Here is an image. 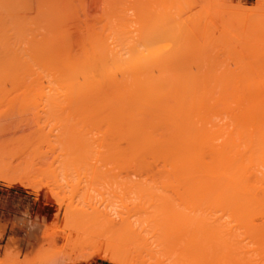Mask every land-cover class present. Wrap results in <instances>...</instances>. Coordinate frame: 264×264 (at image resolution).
Instances as JSON below:
<instances>
[{
	"label": "rangeland",
	"instance_id": "1",
	"mask_svg": "<svg viewBox=\"0 0 264 264\" xmlns=\"http://www.w3.org/2000/svg\"><path fill=\"white\" fill-rule=\"evenodd\" d=\"M204 223L264 264V0H0V264H189Z\"/></svg>",
	"mask_w": 264,
	"mask_h": 264
},
{
	"label": "bare ground",
	"instance_id": "2",
	"mask_svg": "<svg viewBox=\"0 0 264 264\" xmlns=\"http://www.w3.org/2000/svg\"><path fill=\"white\" fill-rule=\"evenodd\" d=\"M130 47H131V46H130ZM130 47H129V48H130ZM149 47H150V46H149ZM123 48H124V46H123ZM150 48H151V47H150ZM135 49H136V48H134V50H135ZM137 49H138V47H137ZM137 49H136L135 51H138V50L140 49V47H139L138 50H137ZM118 50H119V49H118ZM134 50H133V51H134ZM149 50L151 51V49H149ZM110 51H112V50H110ZM121 51H122V50H121ZM124 51H125V50H124ZM151 52H153V51H151ZM92 53H93V52H92ZM125 53H126V52H125ZM136 53H137V52H136ZM145 54H146V53H145ZM145 54H143V55H145ZM151 54H154V53H150L149 56L147 55V57H149L148 59H150V57H152V56L154 57V55H151ZM141 55H142V54H141ZM143 55H142V56H143ZM92 56H94V55H92ZM107 56H108V55H107ZM124 56H125V55H124ZM135 56H136V54H135ZM138 56H139V55H138ZM102 57H103V56H102ZM139 57H140V56H139ZM98 58H99V57H98ZM130 58H131V57H130ZM142 58H144V57H142ZM142 58L140 57V60H141ZM127 59H128V57H127ZM127 59H125L124 61H127ZM135 59H136V58H135ZM146 59H147V58H146ZM146 59H143V61H144V60H145L146 62H149V61H150V60L148 61V59H147V60H146ZM153 59H154V58H153ZM133 60H134V59H133ZM140 60H139V62H140ZM103 61H104V60H103ZM137 61H138V59L136 60V62H137ZM141 61H142V60H141ZM143 61H142V62H143ZM151 61H152V60H151ZM153 61H154V60H153ZM83 62H84V61H83ZM91 62H92V61H91ZM100 62H101V61H100ZM107 62H108V61H107ZM118 62H119V61H117V63H118ZM132 62H134V61H132ZM142 62H140V63L143 64V67H144V65H145L144 63H145V62H143V63H142ZM102 63H103V62H102ZM114 63H115V62H114ZM120 63H121V62H120ZM125 63H126V62H125ZM99 64H100V63H99ZM122 64H123V63H122ZM103 65H104V63H103ZM124 66H126V65H124ZM140 66H141V65H140ZM79 67H80V66H79ZM84 67H85V66H84ZM117 67H118V66H117ZM145 67H146V69H147V67H148L147 63H146V66H145ZM145 67H144V69H145ZM103 68H104V67H103ZM111 68H112V67H111ZM127 68H129V67H127ZM148 68H151V67L149 66ZM80 69H81V68H80ZM83 69H84V68H83ZM123 69H124V68H123ZM84 70H86V67H85ZM84 70H82V71L80 70V71H81V74H83V71H84ZM87 70H88V67H87ZM87 70H86V71H87ZM89 70H90V69H89ZM106 70H107V69H106ZM126 70H127V69H126ZM77 71H78V70H77ZM86 71H85V72H86ZM131 71H132V70H131ZM135 71H136V70H135ZM141 71H142V70H141ZM88 72H89V71H88ZM108 72H109V71H108ZM123 72H124V71H123ZM136 72H137V71H136ZM79 73H80V72H79ZM89 73H90V72H89ZM101 73H102V72H101ZM111 73H112V72H111ZM116 73H117V72H116ZM132 73H133V72H132ZM139 73H140V72H139ZM142 73H143V72H142ZM85 74H87V73H85ZM117 74H118V73H117ZM112 75H113V74H112ZM136 75H137V74H136ZM83 76H84V75H83ZM89 76H90V75H89ZM104 76H105V75H104ZM110 76H111V75H110ZM113 76H114V75H113ZM131 76H132V75H131ZM137 76L140 77L139 75H137ZM90 77H91V76H90ZM108 77H109V76H108ZM144 77H145V76H144ZM141 78H142V77H141ZM134 79H138V78L136 77V78H134ZM145 79H146V78H145ZM112 80L114 81V79H112ZM125 80H126V79H125ZM150 80H151V79H150ZM152 80H153V79H152ZM152 80H151V81H152ZM155 80H156V79H155ZM90 81H91V80H90ZM100 81H101V80H100ZM108 81H109V80H108ZM108 81H107V82H108ZM139 81L141 82V80H139ZM142 81H143V84H144V83H145L144 79H143ZM146 81H147V80H146ZM96 82H97V81H96ZM102 82H103V81H102ZM105 82H106V81H105ZM109 82H111V81H109ZM129 82H130V81H129ZM132 82H133V80H132ZM149 82H150V81H149ZM149 82H148V83H149ZM155 82H156V81H155ZM121 83H122V82L120 81V84H121ZM141 83H142V82H141ZM146 83H147V82H146ZM148 83H147V84H148ZM157 83H158V82H157ZM159 83H160V82H159ZM112 84H114V83H112ZM122 84H123V83H122ZM131 84H132V83H130V85H131ZM133 84L135 85V84H137V82L135 83V80H134V83H133ZM138 84H139V83H138ZM138 84H137V86H138ZM147 84H145V85L148 86ZM150 84H151V83H150ZM88 85H89V83H88ZM94 85H96V84H94ZM98 85H99V84H98ZM100 85L103 87L102 84H100ZM105 85L108 86V84H105ZM130 85H128V86H129V87L133 86V85H131V86H130ZM139 85H141V84H139ZM156 85H157V87H160V84H156ZM158 85H159V86H158ZM84 86H85V85H84ZM89 86H90V85H89ZM91 86H92V85H91ZM101 86H100V87H101ZM107 86H106V87H107ZM123 86H124V84H123ZM126 86H127V83H126ZM126 86H125V87H126ZM143 86H144V85H143ZM150 86H151V85H150ZM150 86H148V87L152 89L153 85H152L151 87H150ZM121 87H122V85H121ZM121 87H119V84H118V88H119V90H121L122 88L124 89V87H122V88H121ZM133 87H134V86H133ZM141 87H142V86H141ZM144 87H145V86H144ZM144 87H142V88H144ZM90 88H91V87H90ZM92 88H93V87H92ZM103 88H105V87H103ZM108 88H109V87H108ZM118 88H117V89H118ZM120 88H121V89H120ZM131 88H132V87H131ZM134 88H135V87H134ZM154 88H155V87H154ZM84 89H86V88H84ZM84 89L82 90V93H83ZM100 89H101V88H100ZM100 89H98V91H101ZM126 89H127V87H126ZM137 89L140 90L139 88H137ZM146 89H147V87L145 88L144 91H148V90H150V89H148V90H146ZM155 89H156V88H155ZM87 90H88V89H87ZM90 90H91V89H89V91H90ZM103 90H104V89H102V91H103ZM106 90H107V89H106ZM108 90H109V89H108ZM110 90H112V89H110ZM124 90H125V89H124ZM127 90H128V89H127ZM131 90H132V89H131ZM152 90H154V89H152ZM152 90H151V91H152ZM156 90H157V89H156ZM156 90H155V92H156ZM79 91H80V89H79ZM79 91H78V92H79ZM98 91H97V92H98ZM135 91H136V90H134L133 93H131V92H130V93H131V94H134ZM140 91H141V90H140ZM140 91H139V92H140ZM84 92H86V90H85ZM92 92H93V91H92ZM94 92H96V91H94ZM103 92H104V91H103ZM103 92H102V93H103ZM106 92H107V91H106ZM118 92H119V91H118ZM120 92H121V91H120ZM120 92H119V93H120ZM123 92H124V91H123ZM128 92H129V91H128ZM137 92H138V91H137ZM139 92H138V93H139ZM152 92H154V91H152ZM86 93H87V92H86ZM90 93H91V92H90ZM110 93H112V91H110ZM126 93H127V92H126ZM138 93H137V94H138ZM144 93H145V92H144ZM144 93H143V94H144ZM106 94H107V93H106ZM120 94L122 95V92H121ZM123 94H124V93H123ZM146 94H147V93H146ZM146 94H144V95H146ZM77 95H78V94H77ZM81 95H82V94H81ZM92 95H93V93L91 94V96H92ZM99 95H100V98H101V97H102L101 95H104V94H99ZM108 95H109V94H108ZM121 95H120V96H121ZM135 95H136V94H135ZM139 95H140V96H137V95H136V96H133V98L136 97V98H134V100H133L134 103H135V99H138V100L140 99V97H141V92H140ZM149 95H151V92H150ZM155 95H156V94L151 95V98H149V99H150V100L152 99V100L154 101L153 98H154ZM78 96H80V95H78ZM85 96H86V95H85ZM89 96H90V95H89ZM89 96H88V97H89ZM94 96L97 97L98 94H97V95H94ZM104 96H105V98H106L107 95H104ZM122 96H123V95H122ZM124 96H125V94H124ZM124 96H123V97H124ZM83 97H84V96H83ZM96 97H93V98H96ZM98 97H99V96H98ZM98 97H97V99L99 100L100 98H98ZM130 97H131V96H130ZM130 97H129V98H130ZM145 97H146V96H145ZM152 97H153V98H152ZM105 98H104V99H105ZM109 98H110V97H109ZM142 98H144V96H143ZM142 98H141V99H142ZM97 99H96V100H97ZM102 99H103V97H102ZM104 99H103V100H100V101H103V102H104ZM106 99H107V100H106ZM106 99H105L106 102H109V104L107 103L108 105H107L106 103L101 102V103H103L102 106H103L104 104H106V105L103 106L104 108L107 107V106L109 107L110 105H114V106L117 105V104L120 105L119 101H117L115 98H114L115 100H112L113 103H111L112 101L110 102V100L108 101V98H106ZM112 99H113V97H112ZM121 99H122V98H121ZM126 99H127V98H126ZM131 99H132V98H130V100H131ZM145 99H146V98H145ZM127 100H128V99H127ZM142 100H143V99H142ZM115 101H116V102H115ZM130 102H131V101H130ZM150 102H152V101H150ZM101 103H100V104H101ZM121 104L124 105V104H125V101H124V103L121 102ZM128 104H130V103L128 102ZM114 106H110L109 109H115V108L118 109L117 106H115V108H113ZM108 107H107V108H108ZM121 107H123V106H121ZM105 109H106V108H105ZM118 112H119V110H118ZM119 113L122 114V110H121ZM123 113H125V110H124ZM129 118H131V117H129ZM135 118H136V117H135ZM126 119L129 121V119H128L127 117H126L125 119H123V120H126ZM127 120H126V121H127ZM130 120L132 121V119H130ZM126 121H125V122H126ZM128 121L126 122V124L128 123L127 125H130L131 121H129V122H128ZM141 121H143V120H141ZM125 122L123 121V123H125ZM132 122H134V118H133V121H132ZM141 123H142V122H140V125H141ZM142 124H143V123H142ZM131 125H132V126H131L130 130H132V129L135 130L136 127H137V129H138V127H139V126H138L139 124H137L136 127L133 126V123H131ZM143 125H144V124H143ZM146 125H148V124H145V128H147L148 126H149V127L152 126V125L149 124V125L146 127ZM133 127H134V128H133ZM142 127H144V126H142ZM153 127H154V125L152 126V129H153ZM145 128H143L144 131H143V130L141 131V128H140V131H141L140 133H138V132H139V131H138L139 129L136 130L138 134H136V132H135V134H134V133H133L134 131H130V130H129V131L132 132L131 134H134V135H132L133 138H134V136H135V137L139 136V139H138V137H137V139L140 140V138L142 137V136H141V135H142L141 133H143V136L145 135L146 138H144V137H142V138H144V140H146V139L149 140V139H150V136H148V137H149V138H148L147 135H146V134H148V133H145V134H144V132L147 131V130H145ZM154 128H155V127H154ZM149 135H150V134H149ZM140 136H141V137H140ZM151 138H152L153 141L155 142V143L153 142V143H154L153 145L155 146L157 140H156L155 138H153V136H151ZM152 139H150V140H152ZM172 139L174 140V138H172ZM130 140H131L130 142H134L136 139H135V140L133 139V141H132V137L130 136ZM165 140H166V139H165ZM165 140H164V141H165ZM170 140H171L170 138H169V139L167 138V141L163 142V145H162V146L164 147V144H165V143H166L165 146H166V145L168 146V144H170V145H172V146L169 147V148H171V150H172V149L174 150V147H175V148H177V147H176V146H173V144H174V143H173V140H172V142H171ZM168 141L171 142V143H168ZM138 142H139V141H136V142H134L135 144H134V143H133V144L136 145V143H138ZM145 142H146V141H145ZM149 142H150V141H149ZM160 143H161V142H160ZM175 143L177 144L178 142H175ZM146 144H147V143H146ZM179 144H180V143H179ZM137 145H138V144H137ZM137 145H136V146H137ZM150 145H151V144H150ZM157 145H158V142H157L156 146H157ZM160 145H161V144H159V148H162ZM170 145H169V146H170ZM138 146H139V145H138ZM138 146H137V149H138ZM146 146H147V145H146ZM167 146H166V147H167ZM180 146H182V145H180ZM152 147H153V146H152ZM139 148H140V147H139ZM164 148H165V147H164ZM167 148H168V147H167ZM153 149H156V150H157V154H155V156L159 155L158 152L160 153V152L162 151V150L159 151V149H157V147H156V148L153 147ZM153 149H148V150H147L148 153H152V154H153V151H154ZM149 150H150V151H149ZM151 150H153V151H151ZM156 150H155V151H156ZM169 150H170V149H169ZM181 150H182V148H180V151H181ZM175 151H177V150H175ZM182 151H183V150H182ZM182 151H181V154L184 155V154H185V151H184V153H183ZM163 152H164V151H163ZM148 153H147V154H148ZM171 153H172V152H170V154H171ZM175 153H176V152H175ZM161 154H162V155H165V154H166V156H168V155H167V152H166L165 154H164V153H161ZM168 154H169V153H168ZM170 154H169V156L172 155V154H171V155H170ZM176 154H178V153H176ZM179 154H180V153H179ZM172 156H174V155H172ZM181 156H182V155H181ZM181 156H180V157H181ZM194 156H195V155H194ZM162 157H163V156H162ZM164 158H165V156H164ZM167 158H168V157H167ZM183 158H184V157H183ZM183 158H182V159H183ZM182 159H181V160H182ZM194 159H195V158H194ZM186 161H189V160H186ZM191 161H192V160H191ZM194 161H195V160H194ZM182 162H183V165H184L185 161L182 160ZM173 163H174V160H173ZM194 163L196 164V161H195ZM185 164H186V163H185ZM190 164H193V163H190ZM174 165H175V164H174ZM188 165H189V164H188ZM188 165H187V166H188ZM166 166H168V163L166 164ZM169 166H171V165H169ZM175 166H176V165H175ZM177 166H178V165H177ZM180 166H182V164H181ZM180 166H179L178 168H180ZM193 166H194V165H193ZM196 166H197V165H196ZM171 167L175 170V167H173V166H171ZM185 167H186V165H185ZM185 167H184V168H185ZM191 167H192V166H191ZM181 168L183 169V167H181ZM186 168H188V167H186ZM173 169H172V170H173ZM176 169H177V168H176ZM188 170H189V169H188ZM190 170H191V168H190ZM176 171H177V170H176ZM179 171H180V170H179ZM193 171H194V170H193ZM193 171H192V173H193ZM174 172H175V171H174ZM180 172H181V171H180ZM182 172H183V171H182ZM184 172H185V170H184ZM184 172H183V173H184ZM187 172H188V171H187ZM190 172H191V171H190ZM190 172H189V173H190ZM195 172H196V171H195ZM189 173H188V174H189ZM192 173H191V174H192ZM174 174H176V173H174ZM178 174H179V172H178ZM191 174H190V177H188V178H191V176H193V174H192V175H191ZM176 175H177V174H176ZM180 175H181V173H180ZM182 175H183V174H182ZM183 176H184V175H183ZM187 176H188V175H187ZM187 176H186V177H187ZM195 176H196V175H195ZM195 176H193V177H195ZM185 180H186V179H185ZM185 180H184V182H185ZM187 180H188V179H187ZM189 180H190V179H189ZM190 181H191V180H190ZM193 181H194V180H193ZM195 181H196V180H195ZM188 182H189V181H188ZM196 184H197V183H196ZM194 185H195V183H194ZM187 186H188V188H189V190H190V189H191V188H190L191 185H190V184H189V185L187 184ZM189 186H190V187H189ZM186 188H187V187H186ZM192 188H194V186H193ZM196 190H197V188H196ZM196 190H194V193H195V194H197V193H196V192H197ZM191 191H192V190H191ZM186 198H188V197H186ZM189 198H192V196H191V197L189 196ZM194 199H195V197L192 198L193 201H194ZM188 200H189V199H188ZM184 201L187 202V200H184ZM189 201H191V200H189ZM190 203H191V202H190ZM190 203L188 204V206L191 205ZM192 203H193V202H192ZM196 203H197V202H196ZM185 204H186V203H185ZM197 206H198V205H197ZM194 207H195V205L193 206L192 209H194ZM186 208L189 209L188 207H186ZM190 208H191V206H190ZM195 208H200V207H195ZM236 208H237V207H236ZM192 209H191V210H192ZM230 209H231V208H230ZM243 209H244V208H243ZM249 209H250V210H253V209H251V208H249ZM195 210H196V209H195ZM199 210H200V209H199ZM227 210H228V209H227ZM232 210H233V209H232ZM232 210H231V212H229V211H228V212H229L230 214H232V216H233V217L231 216L232 218L235 217V218L233 219V221H234V220H236L237 216L234 215V214L236 213L235 210H233V211H232ZM241 210H242V209H241ZM241 210H240L239 208L237 209V215H239V213L242 214V213L244 212L243 210H242V212H241ZM254 210H255V209H254ZM261 210H262V208H261ZM238 211H239V212H238ZM256 211H258V209H256ZM188 212H189V211H188ZM188 212H187V213H188ZM194 212H195V211H194ZM233 212H235V213H233ZM245 212H246V211H245ZM252 212H253V211H252ZM190 213H191V212H190ZM211 213H212V212H211ZM211 213H210V214H211ZM192 214H193V213H192ZM225 214H226V213H225ZM197 215H198V214H197ZM200 215H201V214H200ZM192 216H193V215H192ZM194 216H195V215H194ZM212 216H213V215H212ZM246 216H247V215H246ZM203 217H205V216H203ZM243 217H244V213H243ZM243 217L241 216V218H243ZM247 217H248V216H247ZM247 217H246V218H247ZM187 218H188V217H187ZM228 218H229V217H228ZM238 218H240V217H238ZM238 218H237V219H238ZM244 218H245V217H244ZM244 218H243V220H245ZM248 218H249V217H248ZM185 219H186V218H185ZM197 219H198V218H196V220H197ZM209 219H210V218H209ZM250 219H251V218H250ZM179 220H181V219H179ZM198 220H199V219H198ZM206 220H207V219H206ZM213 220H215V219H213ZM216 220L218 221L217 218H216ZM107 221H108V222H107L108 224H109V222H110V223H114V221L112 222L111 219H108V218H107ZM181 221H182V220H181ZM188 221H189V220H188ZM200 221H201V220H200ZM210 221H211V220H210ZM229 221H230V220H229ZM190 222H191V221H190ZM201 222H202V221H201ZM203 222H204V221H203ZM213 222H214V221H213ZM225 222H226V221H225ZM227 222H228V221H227ZM179 223H180V222H179ZM205 223H206V222H205ZM205 223H204V225H205V227H206V224H205ZM208 223H210V222H208ZM211 223H212V222H211ZM214 223H215V222H214ZM249 223H250V222H249ZM183 224H184V223H183ZM185 224H186V223H185ZM193 224H194V223H193ZM215 224H216V223H215ZM223 224H225V223H223ZM208 225H209V224H208ZM212 225H213V224H212ZM221 225H222V224H221ZM221 225H220V227H224L223 225H222V226H221ZM111 226H112V224H111ZM115 226H116V225H115ZM187 226H188V225H187ZM191 226H192V224H191ZM191 226H190V228H191ZM209 226H210V225H209ZM216 226H217V225H216ZM216 226H215V227H216ZM113 227H114V226H113ZM190 228L187 227V229H189V230H190ZM195 228H196V227H194V229H195ZM206 228H208V229H206L207 231L210 230L209 232H211V230H216V228L213 229L212 227H211L212 229H209V227H206ZM225 228H226V227H225ZM225 228H224V229H225ZM187 229H186V230H187ZM217 229H219L218 226H217ZM220 229H221V228H220ZM180 230H181V228H180ZM184 230H185V228H184ZM189 230H188V231H189ZM192 230H193V229H192ZM229 230H230V227H229ZM229 230L227 229V231H229ZM193 231H195V230H193ZM193 231H192V233H194ZM196 231H199V230L196 229ZM196 231H195V232H196ZM207 231H206V232H207ZM142 232H143L142 230L140 231V230H138V229L131 230V236H132L133 242H134L135 244H136L135 241H138V243H139V239H141L140 237H141V233H142ZM217 232H218V230H217ZM217 232L212 231L211 234H209V233L207 232L209 235H207V234L205 233V235H207L206 237H207V239H208L207 241L204 242L205 246L207 247V248H205V249L202 248V247H203L202 244L200 245V248H199L195 243L193 244V242H191V243H192V245H191V243H189V242L187 241V242L190 244V245L187 246L188 248H192V249H193V247H194L195 245H196V246L194 247L195 250H194V249H193V250H192V249H190V250L187 249V250L189 251V253H190V251H192V253H191V257H190V259H188L189 257L187 256L186 258H184V260L188 259V261L190 260V261H189L190 263H191V260H192V263H193V264H203V263L205 264V263H208L207 260H205L206 262H204V257H203L204 254H201V251H203V250L206 251V249H208L209 251H213L212 254L210 253L211 256H210V255H209V256L211 257V259L216 260L215 257L212 258V257H213V254L215 253V251H217V250L220 249V246L223 247V244H224V248H226V250L223 248V249L226 251L225 253L228 254L227 251H230V254L232 255V251H233V247H232V246H233V242H234L236 239H234V240L232 241V244H231V242H229V240L227 241V243H230V245H228V246H229V248H228V246H225V245H227V243H225V241H226V240H225V239H226L225 237H226V235L229 236V233H225V231H224V233H225V235H224L225 237H224V236L222 235L223 230H222V233H221V230H220V232H218V233H217ZM230 232H231V231H230ZM184 233H186V232H184ZM187 233H188V232H187ZM187 233H186V234H187ZM196 233H197V237H198V233H199V232H196ZM200 233H201V231H200ZM220 233H221V234H220ZM224 233H223V234H224ZM194 234H195V233H194ZM218 234H220V235H218ZM231 234H232V232H231ZM231 234H230V235H231ZM199 235H200L199 238L202 237L201 239H203V237L205 236V235L203 236V233H201V234H199ZM201 235H202V236H201ZM234 236H235V235H234ZM234 236L232 235V237H234ZM186 237H187V236H186ZM232 237H228V238L230 239V238H232ZM142 240H143V239L140 240V243H139V244H141V243L143 244V241H142ZM187 240H188V238H187ZM222 240H223V241H222ZM220 241L222 242V244L219 243ZM236 241H237V240H236ZM147 243H148V242H147ZM147 243H145V244H146V245H149V244H147ZM188 243H186V244H188ZM201 243H202V242H201ZM236 243H237V242H236ZM236 243H235V244H236ZM142 244H141V245H142ZM218 244H220L219 247H216V245H218ZM235 244H234V245H235ZM231 245H232V246H231ZM190 246H191V247H190ZM214 246H215V248H214ZM209 247H210L211 250L209 249ZM198 248H199V249H198ZM212 248H214V250H212ZM217 248H219V249H217ZM227 248H228V249H227ZM215 249H216V250H215ZM221 249H222V248H221ZM221 249H220V251L222 252L223 249H222V250H221ZM188 251H187V252H188ZM195 251H196L197 253H196ZM193 252L196 253V255H194ZM203 252H204V251H203ZM203 252H202V253H203ZM218 252H219V251H217V253H216L217 255H218ZM223 252H224V251H223ZM223 252H222V254H223ZM205 253H206V252H205ZM207 253H208V251H207ZM207 253H206V254H207ZM219 253H220V252H219ZM225 253H224V255L220 254V255H222V256L218 255V256L222 257V259L220 258V260L222 261V263L225 262L224 260H227L226 257H225ZM197 254H198V255H197ZM230 254H228V255H230ZM188 255H189V254H188ZM217 255H216V256H217ZM228 255H227V256H228ZM231 255H230V256H231ZM193 256H194V257H193ZM195 256H196V259H195ZM204 256L207 257V255H204ZM192 257H193L194 259H193ZM206 257H205V259H207ZM223 257H224V259H223ZM208 258H209V257H208ZM218 258H219V257H218ZM218 258H217V261H218ZM213 260H212V261H213ZM194 261H196V262L194 263ZM221 261H220V262H221ZM227 261H228V260H227ZM227 261H226V262H227ZM186 262H187V261H186ZM189 262H188V263H189ZM220 262H219V263H220ZM226 262H225V263H226ZM184 263H185V261H184ZM190 263H189V264H190ZM192 263H191V264H192ZM214 263H217V262H214ZM214 263L212 262V264H214ZM222 263H221V264H222ZM225 263H224V264H225ZM217 264H218V263H217ZM227 264H228V263H227Z\"/></svg>",
	"mask_w": 264,
	"mask_h": 264
}]
</instances>
